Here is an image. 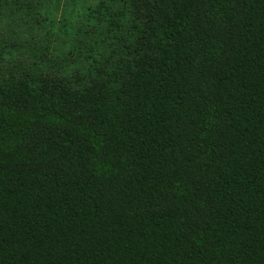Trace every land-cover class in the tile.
Here are the masks:
<instances>
[{"label": "trees", "instance_id": "1", "mask_svg": "<svg viewBox=\"0 0 264 264\" xmlns=\"http://www.w3.org/2000/svg\"><path fill=\"white\" fill-rule=\"evenodd\" d=\"M98 3L0 47V264H264V0Z\"/></svg>", "mask_w": 264, "mask_h": 264}, {"label": "rangeland", "instance_id": "2", "mask_svg": "<svg viewBox=\"0 0 264 264\" xmlns=\"http://www.w3.org/2000/svg\"><path fill=\"white\" fill-rule=\"evenodd\" d=\"M99 0H79L77 3L73 2L72 0H62V5L60 8H52L51 10L46 11L45 14L47 17L48 24L43 26L39 25L37 22H41L40 20L36 21H30L22 23H12L10 26H7L5 29H2V25H0V29L3 31L0 33V47L3 46H9V49L4 48L5 52H13L15 54V51L12 49V43L16 46H21L23 44L24 38H28L30 35L33 36L32 41L36 42L35 44H38V46L45 47L44 45L49 42L50 47L53 49V54L64 56L69 55L70 52L73 51L74 43L70 41V39H73L75 37L74 33L78 31L80 34L81 32H84L85 30H89L87 27L89 18L87 17V12L90 8L95 7ZM43 17V16H41ZM67 19L70 22V33L73 34L72 37H65L58 38L57 32H59L60 27L62 25L63 19ZM4 24H9V18L3 19ZM98 21L96 20V23ZM97 27V26H96ZM90 31V30H89ZM98 34V33H97ZM91 36L93 38H96L97 35H94L91 33ZM84 39V38H83ZM82 39V42H85ZM91 40V39H90ZM89 40V41H90ZM26 44V43H25ZM37 48V45L36 47ZM27 50V47L22 48V50ZM56 50V51H55ZM90 50V49H89ZM77 51H80V49H77ZM82 53L84 55H87L89 53H86L88 49L84 46H82L81 49ZM28 53H24L26 55ZM71 56V55H69ZM72 57V56H71ZM22 59V56L19 55V58L13 60V64L17 63L18 60ZM84 62V60H77L75 57L72 58V60L67 61L65 64L73 67H76V62ZM11 62V61H10ZM64 62H58L59 67H61ZM49 65L52 66L51 63ZM65 68H68L67 66L63 65ZM82 66H87L85 63H82ZM69 69V68H68Z\"/></svg>", "mask_w": 264, "mask_h": 264}]
</instances>
